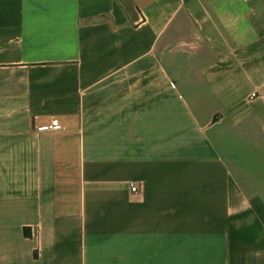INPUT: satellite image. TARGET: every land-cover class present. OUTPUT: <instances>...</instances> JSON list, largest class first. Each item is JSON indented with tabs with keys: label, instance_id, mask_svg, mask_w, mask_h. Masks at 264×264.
Instances as JSON below:
<instances>
[{
	"label": "crops",
	"instance_id": "0c3cea01",
	"mask_svg": "<svg viewBox=\"0 0 264 264\" xmlns=\"http://www.w3.org/2000/svg\"><path fill=\"white\" fill-rule=\"evenodd\" d=\"M256 92L264 0H0V264H264Z\"/></svg>",
	"mask_w": 264,
	"mask_h": 264
},
{
	"label": "built area",
	"instance_id": "2783aa9c",
	"mask_svg": "<svg viewBox=\"0 0 264 264\" xmlns=\"http://www.w3.org/2000/svg\"><path fill=\"white\" fill-rule=\"evenodd\" d=\"M264 93L256 92L252 95V99L263 97ZM63 129V126L61 125L60 121L58 119H52V122L48 126L40 127V131H60ZM130 191L134 195H140L142 193L141 186L136 182H130L129 183Z\"/></svg>",
	"mask_w": 264,
	"mask_h": 264
}]
</instances>
